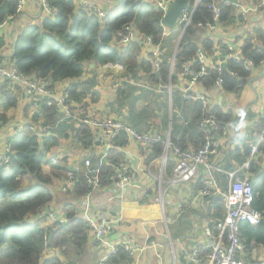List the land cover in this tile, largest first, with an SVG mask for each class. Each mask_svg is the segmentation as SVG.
Here are the masks:
<instances>
[{
  "label": "trees",
  "instance_id": "1",
  "mask_svg": "<svg viewBox=\"0 0 264 264\" xmlns=\"http://www.w3.org/2000/svg\"><path fill=\"white\" fill-rule=\"evenodd\" d=\"M152 1L155 0H120L116 10L108 8L110 13L102 22L97 15L78 8L75 0H46L54 15H46L40 24L29 25L14 38L15 48L9 63L27 78L47 79L53 84L75 80L70 84L68 93L76 102V111L86 108L85 89L89 91L92 86V80L81 82L86 69L94 66V70L98 71L106 65L119 66L125 72L123 83H130L137 89L129 106L132 110L131 120L134 123L146 120L148 126L143 132H139L138 130L143 129L142 125L138 130L126 125L138 135H158L162 141L169 134L173 146L197 151L205 140V132L201 128L204 118L212 116L216 119L215 139L216 132L221 133L232 117L219 108L205 107L201 100L184 98V93L176 88L177 79L188 64H193L194 69L198 68L194 61L200 47L208 54H212L214 49L211 40H205L201 44L195 42L198 25L233 23L236 10L233 5L217 0H188L189 12L196 3L197 7L193 12L192 25L180 42L172 66L176 42L174 43L175 39L164 41L166 29L161 24L164 13ZM17 5V0H0V23L16 17ZM214 6L220 10L217 21L214 18ZM127 26L132 27L140 38H151L154 45L163 43L158 71L153 68L151 56H141L143 52L138 42H132L124 50H118L112 45ZM4 46L5 40L0 37V49ZM229 53L231 52L225 50V55L220 60L223 63L222 74L219 75L215 69H208V74L200 80L202 87L207 90L222 87L227 92L240 90L247 83L252 68L264 62V30H259L245 40L239 53L240 60L228 59ZM169 83L173 87L171 95L166 90L158 94L139 86L143 84L154 88ZM119 93L125 95L122 88H118ZM19 94L20 89L11 84L0 89V102L6 111L17 108ZM158 97L163 100L160 101L156 113L153 103L157 102ZM144 100L150 101V104H145ZM169 101L172 108L171 120ZM34 102L38 104L40 111L33 117V121L43 118L46 124L52 125L58 121L61 115L55 105L47 106V100L39 97H34ZM162 109L166 111H161ZM161 112L163 118L167 117L166 121L159 118ZM0 119L6 122V115L0 113ZM259 128L262 130L263 124ZM69 139L76 141L75 144H79L80 148L86 149L92 145L91 129L85 125L76 128L75 123H62L48 138L40 140L26 129L17 132L9 140V165H0V264H63L56 257L45 260L44 254L53 249L67 256L72 248L83 251L88 246L91 230L79 216V201L91 191L85 177L84 163L74 172L73 167L52 158L56 149L61 147V141ZM128 141V134L123 131L115 145L124 147ZM163 151V143L153 145L148 160L160 157ZM92 160L93 165H97V159L93 157ZM108 160L112 166L104 165L100 169L103 188L112 187L110 178L121 158L111 152ZM171 165L172 163L169 164L170 167ZM71 172L75 174V184L72 191L64 193L70 200L61 203L67 222L53 224L48 228L31 224L30 219L46 212L48 205L54 201L50 186L59 181L63 182ZM245 173L249 175L254 191L253 207L264 212V169L254 160ZM28 177L34 178L37 185L24 194L22 188ZM225 214V202L217 198L214 203V218L217 221L222 220ZM240 239L252 260V243L264 246V220L257 226L242 223ZM127 261H130L129 257L119 249L118 254L109 259V264H124Z\"/></svg>",
  "mask_w": 264,
  "mask_h": 264
},
{
  "label": "built area",
  "instance_id": "2",
  "mask_svg": "<svg viewBox=\"0 0 264 264\" xmlns=\"http://www.w3.org/2000/svg\"><path fill=\"white\" fill-rule=\"evenodd\" d=\"M17 1L16 17L22 12L26 5V0ZM79 1V4L78 0H75V3L77 2V6L80 9L82 8L90 14L97 15L102 22L110 13L108 8L104 7L100 0ZM174 1L175 0H155L152 1V4H154L165 15L168 6ZM224 4L238 7L237 4L230 1L224 2ZM196 7L197 3L192 11H184L175 30H169V32L165 31L164 33V41H166L174 32L181 33L174 49L172 66L178 51V49L176 50V47L179 42H181L186 30L192 25V16ZM43 8L47 16L53 15V10L49 7L46 0H43ZM213 9L215 14L214 18L217 21L220 10L216 6H214ZM243 11L244 13H248L251 12L252 9L246 8L243 9ZM14 18H8L3 23H0V31L4 30ZM214 26L215 23L198 25V27H210L212 29ZM118 42L125 45H129L132 42H138L137 33L132 27L127 26L124 29V33L120 35ZM146 42L152 47L151 61L154 70L158 71L160 69V60L163 54V43L154 45L152 39L149 37H146ZM227 57L228 59L233 58L240 60V56L237 53L231 52ZM194 63L198 64L197 69L192 67L193 64H188L184 67L181 76L186 79L187 84L181 91L184 93V98L201 100L205 107H209L207 100L196 92V88L201 85L200 80L208 74L209 69L207 57L203 50L200 49L197 52ZM121 69L123 68L119 66H103V71L113 70L115 73H120L119 71ZM214 69L219 75H221L223 72V63L219 62ZM7 84L19 88L20 93L30 98L39 97L47 100V106L55 105L59 109L61 115L54 125L46 124L42 119V123L39 126L31 122L17 127L16 133L29 129L34 137L41 140L43 138L51 137L52 131L62 123H75L76 128L85 125L91 129L92 145L90 147L94 151V154L84 160L85 177L91 191L83 200L82 211L79 213V216L90 228L93 244L95 246L109 249L101 258L100 264H109V259L116 256L119 249L125 252L130 259V261H127L124 264H132L134 260L139 258L141 254L147 250H155L159 247L157 241L153 240L150 235L146 236L145 243L138 244L128 239L121 242L119 245H111L108 238L114 230V225L120 221H139L143 225H148L150 223L155 224V222H157L165 226L167 233L165 237L170 239L168 218L166 216L167 206L169 205L168 192L180 185L196 181L200 168L205 169V178L202 188L198 191V197L212 195L221 198L225 202L226 214L224 219L218 220L212 226L205 228L206 237L204 238V242L201 247L192 252L190 257L191 262L197 263L201 256L205 254L211 264H243L241 258L244 256L246 248L240 239L241 224L245 222L251 226L260 225L264 220V212H259L253 207L254 191L247 173H245L243 177L239 176V172L227 173L226 175L230 182L229 188L222 189L220 187L216 178V168L209 162L210 156L214 155L217 149V144L214 139L216 119L211 116L204 118L201 121V128L205 132V140L199 150H182L173 146L169 139L162 141L157 135H138L121 121L114 119H99L90 115H80L78 114V111H76L78 108L76 107V102L68 93L71 85L67 86L61 94L56 95L51 89V86L53 85L51 80L27 78L20 74L13 65H7L5 61H0V89ZM220 84L221 80L218 81V86H220ZM139 86L146 87L150 92L154 93L166 90L169 95H171L173 88L171 83L166 86H158L154 88L145 85ZM32 108L35 111L37 108L36 114L40 111V107H38L37 103L32 104ZM6 125V122L0 119V128L6 127ZM123 131L128 134L129 141L133 140L140 144V149L144 153V158L147 161L146 164L142 165L141 171L145 172L155 183L153 192H150L139 184L135 179V174L129 168L128 160L125 157L126 152L124 150L129 144V141L124 147L115 145L116 140L120 137V134ZM72 141L76 143V141ZM158 143L164 144L162 155L153 160H148L153 145ZM263 143L264 130L261 134L260 142L251 147V157L245 164L244 170L248 171L250 169V166L256 159L255 157L259 153ZM77 146L80 148L79 144H77ZM111 152L121 158L118 165L115 167L114 175L110 178L111 186L121 192L119 197L121 204L117 218H114L110 212L93 214L90 209L91 197L102 188L100 181L101 167L104 165L112 166L111 162L108 160ZM170 156H173V158H171L172 160L170 159ZM93 157L97 159V165L95 166L92 163ZM9 162L10 148L8 145L5 150H0V165L6 166L9 165ZM170 163H172L171 167L169 166ZM78 170L79 168L76 167L74 172ZM74 172H71L62 182L60 186L62 192L67 193L72 191L75 184ZM127 191L139 193V196L130 200L125 194H122ZM182 214L183 206L181 205L178 208L179 217ZM47 218L53 224H65L67 222L56 213H48ZM254 245L252 244L251 246L253 247ZM259 264H264V258Z\"/></svg>",
  "mask_w": 264,
  "mask_h": 264
},
{
  "label": "crops",
  "instance_id": "3",
  "mask_svg": "<svg viewBox=\"0 0 264 264\" xmlns=\"http://www.w3.org/2000/svg\"><path fill=\"white\" fill-rule=\"evenodd\" d=\"M217 1L222 3L230 1L237 4L238 7L234 6L236 12L233 23H215L213 29L210 27H197L198 29H196L198 30V35L195 38L197 43L201 44L205 40H211L214 44L212 54L205 53L209 69L215 68L225 55V50L239 54L245 44V40H247L249 36L255 35L259 30H264V1ZM100 2L104 7L109 9L112 7V9L116 10L120 0H100ZM246 8H250L252 11L244 13L243 9ZM23 12H26V15H24L26 23L19 22L23 20ZM45 16L46 13L43 8V0H26V5L22 12L14 18L4 30L0 31V37L5 40L4 48L0 49V61H5L7 65H12L9 61H11L14 53V38L22 33L29 25L40 24ZM166 31L169 32V29H166ZM177 33L179 34V32L172 33L167 40L175 39L174 43L177 42ZM137 39L143 52L141 56L143 58H149L151 56L152 47L147 44L146 37L140 38L137 35ZM112 45L118 50H124L128 46L119 43L118 39H115ZM200 49L203 50L201 47ZM93 68L95 69L94 66ZM95 74L96 76L102 77H117V74L111 73L110 71L106 74L103 71V67L98 71L96 70ZM74 81L75 80L55 83L51 86V89L56 95H59L67 86L70 84L72 85ZM186 84V79L180 75L177 79L176 88L182 90ZM196 92L207 100L210 109L219 108L224 114H229L232 117L231 121L224 127L221 133L216 132V153L209 158V162L216 168V178L220 187L222 189H227L229 188L230 182L226 174L239 172V176L243 177L245 175L244 166L251 157V147L260 142L261 134L264 130V62L252 68L247 83L238 91L227 92L224 91L222 87H214L213 89L207 90L199 85L196 88ZM160 93L161 92L158 94ZM153 95L155 96V94ZM157 99V102L155 101V103H153L156 113L157 110H159L158 106L160 101L163 100L161 97ZM34 103V97L30 98L22 93L19 94L18 106L15 109L6 111L0 102V113L6 115L7 124L6 127L0 128V150H5V148H7L8 141L16 134L17 127L31 123L29 118L34 117L37 113V108L36 111L32 108V104ZM169 112L171 120V103ZM88 114L92 115L90 112ZM99 119L109 118L100 117ZM262 124L263 128L260 130L259 126ZM159 130L161 129H158V131ZM167 136V139H169V134ZM60 146H63L62 141ZM58 149L52 154L54 161H62L65 157L63 162L74 169L76 167L79 168L86 158L94 154L91 147L86 149L81 148V154L71 151L67 153ZM124 150L126 152L125 157L128 160L129 168L135 174L136 181L145 189L153 192L155 183L145 172L141 171L142 165L146 164L147 161L144 158V153L140 149V144L130 140ZM171 158H173V156H170V159ZM255 158L261 168L264 169V143L261 145L259 153ZM67 160H69V162H66ZM204 178L205 169L200 168L196 181L169 190V205L167 206L166 216L168 218L170 239L165 237L167 234L166 228L162 224L155 222V224L150 223L148 225H143L139 221L127 220L120 221L114 225V230L108 238L109 243L111 245H119L121 242L129 239L134 243L140 244L145 243L146 236L150 235L153 240L157 241L159 247L155 250H147L141 254L139 258L134 260L132 264H211L205 254L201 256L197 263H192L190 258L192 252L202 246L204 238L206 237L205 228L212 226L217 221V219L214 218L215 215H213V210L214 203L219 197L212 195L198 197V191L202 188ZM58 183H60V181ZM58 189L59 187H56L54 192ZM99 192H103L109 196L108 202L111 205L108 207H99L96 211L92 210V213L99 214L101 212H110L114 218H117L121 204L119 198L121 192L114 187H102L93 196ZM122 194H125L130 200L139 196V193H133L132 191L123 192ZM84 199L85 198H82L79 201V213L82 211ZM64 200L67 202L70 200V197L65 196L64 192L59 191L58 199L56 200L55 198L54 201L48 205V210H46V212L32 217L30 219L31 224H36L43 228L53 226V223L47 218V214L50 212L56 213L59 217L66 220V214H64L61 204ZM181 205L183 206V214L179 217L178 208ZM174 218L175 221L179 222L180 226L176 225L170 228V220ZM252 244L254 245V243ZM251 249L252 260H250L248 254L245 252L244 256L241 258L243 264H259L264 258V246L254 245ZM108 250V248L95 246L91 235L88 246H86L83 251L72 248L70 254L65 256L62 255L60 251L52 249L47 251L43 258L47 260L51 257H56L60 259L63 264H100L101 258Z\"/></svg>",
  "mask_w": 264,
  "mask_h": 264
},
{
  "label": "rangeland",
  "instance_id": "4",
  "mask_svg": "<svg viewBox=\"0 0 264 264\" xmlns=\"http://www.w3.org/2000/svg\"><path fill=\"white\" fill-rule=\"evenodd\" d=\"M79 2L80 1L78 0V4ZM24 15H26V12H23V20H20L19 21L20 23H26V18ZM104 72L106 74L109 73V71H104ZM110 72L115 73L113 70H110ZM119 72L120 73H115L117 74V77H113V76L95 77V70L93 66H90L88 69H86L84 76L81 78V82L82 83L86 81L91 82L92 80V86L89 91L88 89H85L86 93H85L84 102L86 104V108L82 107L81 108L82 111H78V114L86 116L90 112L92 114L90 116L99 117V118L108 117L109 119L121 121L122 123L124 122L125 124L136 130H138V127L142 125L143 129L138 131L143 132L144 128H147L148 126L146 125V120H142L136 123L132 122L131 120L132 110L129 108L131 101L134 95L136 94L137 89L130 83L124 84L123 81L125 79L124 76L125 72L123 69H121ZM118 88H122L125 95H121V93L118 94ZM144 103L150 104V102L146 103L145 100ZM161 111H166V109H162ZM161 117L163 118L162 112L159 118L161 119ZM29 119H30L29 121H31L34 124H37L38 126L42 123V118H40L38 121H33V117ZM166 120L167 117L166 118L164 117L163 121ZM168 124H169V120H168ZM62 145L63 146L60 147L58 150H62L67 153H69L70 151L79 152L81 154L80 151L81 148L79 149L77 145H75L70 139L62 140ZM64 158L62 159V161L64 160ZM66 162H69V160H67ZM61 184L62 182L57 184L55 183L54 185L50 186V190L52 191L54 199L56 198V200L59 197V191H61L60 190ZM36 185H37L36 180L32 177H28L23 185L22 193L24 194L29 193L34 187H36ZM56 187L57 188L59 187V189L56 192H54ZM108 199L109 196L107 194H104L103 192H99L95 196H92L91 205H90L91 212L92 210L96 211L99 207L110 206L111 204L108 202ZM169 224H170V228H173L176 225L180 226L179 222L175 221V218L171 219Z\"/></svg>",
  "mask_w": 264,
  "mask_h": 264
},
{
  "label": "water",
  "instance_id": "5",
  "mask_svg": "<svg viewBox=\"0 0 264 264\" xmlns=\"http://www.w3.org/2000/svg\"><path fill=\"white\" fill-rule=\"evenodd\" d=\"M189 9L188 0H175L167 8V11L161 21L162 26L165 29L175 30L178 26V22L183 16L184 11ZM181 40V38H180ZM180 44V42H179ZM179 44L176 47V50L179 47ZM15 48V46H14Z\"/></svg>",
  "mask_w": 264,
  "mask_h": 264
}]
</instances>
